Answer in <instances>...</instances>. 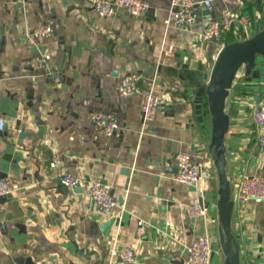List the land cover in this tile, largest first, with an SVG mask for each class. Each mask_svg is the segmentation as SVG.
<instances>
[{
    "label": "crops",
    "instance_id": "obj_1",
    "mask_svg": "<svg viewBox=\"0 0 264 264\" xmlns=\"http://www.w3.org/2000/svg\"><path fill=\"white\" fill-rule=\"evenodd\" d=\"M147 1L151 9L138 16L119 8L98 17L87 0H0V176L18 184L0 202V264H181L187 245L203 233L212 241L210 264H224L205 89L218 51L263 28L264 0H211L210 10L197 0L187 27L164 21L174 9L170 0ZM224 8L235 12L231 28L217 40L203 38V28L220 21ZM42 24L52 33L31 36ZM41 53L50 54L49 63L36 70L30 60ZM132 72L167 100L150 121L141 113V96L117 92ZM228 93L224 148L233 199L242 174L264 176L251 116L252 105L264 102V57L248 74L240 68ZM103 110L118 120L111 136L96 133L90 122L91 112ZM38 120L44 121L41 136ZM178 151L207 169L206 214L196 221L186 216L194 188L176 182L169 169ZM68 173L79 185L61 184ZM92 180L111 188L110 215L86 195ZM234 204L239 258L264 264V201ZM110 217L115 220L102 234L98 224ZM138 220L147 224L140 235ZM126 246L133 256L124 262Z\"/></svg>",
    "mask_w": 264,
    "mask_h": 264
},
{
    "label": "built area",
    "instance_id": "obj_2",
    "mask_svg": "<svg viewBox=\"0 0 264 264\" xmlns=\"http://www.w3.org/2000/svg\"><path fill=\"white\" fill-rule=\"evenodd\" d=\"M5 1V0H4ZM205 9L210 10L213 6L211 0H201ZM91 9L98 17L112 16L119 8H122L130 16H138L151 9V3L147 0H87ZM174 8L164 19L166 24L178 26H191L195 19V6L197 0H170ZM220 21H213L210 25L203 28L201 34L203 38L210 39L212 36L218 39L219 35L230 29L235 19V12L232 9L224 8L220 12ZM52 33L50 24H42L35 27L30 35L35 38H46ZM110 33V32H109ZM50 54L41 53L31 58L30 65L40 70L47 68ZM140 73H128L122 76L117 85L118 94L129 96H141V113L145 121H150L155 112L162 109L167 100L162 95L155 94L151 88L140 84ZM252 123L255 130V144L258 148L260 160L264 161V102L259 101L251 107ZM90 122L94 131L102 136H111L117 131L119 124L117 117L110 111H93L90 114ZM4 120L0 118V130L4 126ZM177 172L174 180L194 188V194L186 204V216L192 221L202 218L206 214V204L204 203L203 173L204 163L195 160L187 152L178 151L174 156ZM58 162V156H54L50 162L55 166ZM60 182L65 187H74L79 185V179L71 173L64 174ZM18 189V184L0 176V196L12 194ZM86 195L93 201L94 207L102 215H110L114 209L115 199L111 188L107 184H102L98 180H92L87 184ZM232 199V198H231ZM233 204L236 202L240 207L248 202L264 201V176L242 174L236 182ZM235 207V204H234ZM233 207V208H234ZM136 233L142 234L146 229V222L138 220L136 222ZM213 252L212 241L207 233L193 238L187 245L186 255L182 258L181 264H210ZM133 256V249L126 246L122 249L120 257L122 261H130Z\"/></svg>",
    "mask_w": 264,
    "mask_h": 264
},
{
    "label": "water",
    "instance_id": "obj_3",
    "mask_svg": "<svg viewBox=\"0 0 264 264\" xmlns=\"http://www.w3.org/2000/svg\"><path fill=\"white\" fill-rule=\"evenodd\" d=\"M211 38L217 40L214 36ZM259 56L264 57V26L248 39L233 41L218 51L205 89L208 112H210L211 117V134L207 149L217 175L218 197L216 204L218 221L220 222L219 241L224 255V264H242L239 258V244L232 232L231 216L234 204L231 199V185L226 176L225 167L224 137L228 132L230 123V117L225 111V102L236 72L240 68H244L248 74ZM37 123L40 125L37 134L41 136L44 121L38 120ZM1 130H5V126ZM169 169L174 173L177 172L175 166ZM82 191L83 189L79 190V192ZM9 196L10 194L0 196V202H4ZM114 220V217H110L98 224L102 234L111 228ZM29 261L28 259L25 260L26 263ZM15 262H21V258H16Z\"/></svg>",
    "mask_w": 264,
    "mask_h": 264
},
{
    "label": "rangeland",
    "instance_id": "obj_4",
    "mask_svg": "<svg viewBox=\"0 0 264 264\" xmlns=\"http://www.w3.org/2000/svg\"><path fill=\"white\" fill-rule=\"evenodd\" d=\"M206 173H207V169L205 168L204 169V175H206ZM221 250H222V248H221ZM223 252V251H222ZM223 254V253H222Z\"/></svg>",
    "mask_w": 264,
    "mask_h": 264
},
{
    "label": "trees",
    "instance_id": "obj_5",
    "mask_svg": "<svg viewBox=\"0 0 264 264\" xmlns=\"http://www.w3.org/2000/svg\"><path fill=\"white\" fill-rule=\"evenodd\" d=\"M227 44H229V43H227ZM226 45V44H225Z\"/></svg>",
    "mask_w": 264,
    "mask_h": 264
}]
</instances>
